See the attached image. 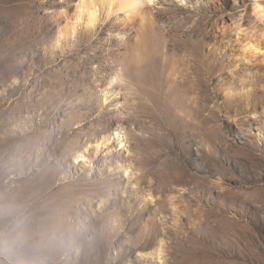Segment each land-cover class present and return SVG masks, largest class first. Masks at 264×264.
<instances>
[{"label":"rangeland","instance_id":"rangeland-1","mask_svg":"<svg viewBox=\"0 0 264 264\" xmlns=\"http://www.w3.org/2000/svg\"><path fill=\"white\" fill-rule=\"evenodd\" d=\"M104 2L0 0V264H264V0Z\"/></svg>","mask_w":264,"mask_h":264},{"label":"bare ground","instance_id":"bare-ground-1","mask_svg":"<svg viewBox=\"0 0 264 264\" xmlns=\"http://www.w3.org/2000/svg\"><path fill=\"white\" fill-rule=\"evenodd\" d=\"M143 1L144 0H105L103 5L108 16H112L115 14L131 16L141 13L140 6ZM258 8L260 9L261 6L258 5ZM91 16L92 17L90 18L91 20L90 22L91 23L96 22L97 21L96 13H93ZM259 55H264V51H262L260 46H258L257 44L250 45L245 51V56L246 58H249V60L256 59L258 58Z\"/></svg>","mask_w":264,"mask_h":264},{"label":"snow or ice","instance_id":"snow-or-ice-1","mask_svg":"<svg viewBox=\"0 0 264 264\" xmlns=\"http://www.w3.org/2000/svg\"><path fill=\"white\" fill-rule=\"evenodd\" d=\"M149 2L151 3L152 0H149ZM115 83H116V81L114 80V81H113V84H115ZM121 139H126V137L121 136ZM120 147L123 148V147H124V144L121 143V144H120ZM130 171H131V170H129V173H130ZM129 173H126V174H129Z\"/></svg>","mask_w":264,"mask_h":264}]
</instances>
